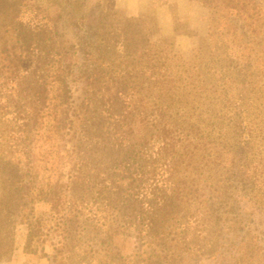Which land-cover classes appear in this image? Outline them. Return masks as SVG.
Returning <instances> with one entry per match:
<instances>
[{
    "label": "rangeland",
    "instance_id": "374dc122",
    "mask_svg": "<svg viewBox=\"0 0 264 264\" xmlns=\"http://www.w3.org/2000/svg\"><path fill=\"white\" fill-rule=\"evenodd\" d=\"M25 3L34 14L58 12L50 0ZM64 3L76 9L83 36L116 55L103 84L70 78L68 103L48 58L12 80L0 76V198L15 200L17 213L0 264H106L110 238L125 264H146L149 256L157 263L153 246L167 235L170 253L172 237L185 232L173 264H236L242 256L264 264L261 36L243 39L201 0ZM63 25L59 33L71 41ZM243 117L256 129L251 154L236 125ZM195 179L201 189L217 184V195L234 189L242 226L221 210L218 223L203 222L205 202L197 198L187 226L168 219L164 233L152 234L147 226L162 217L159 197L185 186L193 194ZM50 198L59 199L58 211ZM29 223L39 231L27 244ZM53 245L61 251L56 261ZM68 248L78 254L69 257Z\"/></svg>",
    "mask_w": 264,
    "mask_h": 264
},
{
    "label": "trees",
    "instance_id": "16d2710c",
    "mask_svg": "<svg viewBox=\"0 0 264 264\" xmlns=\"http://www.w3.org/2000/svg\"><path fill=\"white\" fill-rule=\"evenodd\" d=\"M50 1H52L58 8V12L55 14L49 12L44 13L43 10L41 11L42 13L38 10L34 14L33 10L32 12L29 11L31 8H28L25 0H0V66L2 67L1 69H4V71H0V76L3 78L6 76L8 80H12L11 76L13 73H16V71L23 72L27 69L28 72L29 69H31V67H26V64L31 62L39 63L41 60L48 58L52 71L50 76L59 82L61 98L64 99V102L68 103L71 97L69 86L70 78L76 76V79L86 83V85L90 84L97 86L103 84L107 81L106 79L109 78L106 74V68L104 67L109 66L116 53L109 52L105 43L104 45L103 43L97 44L95 39H88L83 36L80 32V27H78L80 17H77L76 9L72 5L67 6L64 3V0ZM201 1L209 3L212 14L221 17L229 26L234 28L243 39L246 37L247 39L254 38V36L256 37L259 35L261 36L260 41L255 40V42H261L262 40V42H264V0ZM61 25L68 26L73 31L71 41L66 40L65 35L59 33ZM134 53V55L138 54L136 52ZM142 53L146 55L147 51H143ZM144 55L143 58L145 57ZM144 59L147 58L145 57ZM162 67H164V65L158 68L160 72L165 70L162 71L163 75L160 76V81L165 82L164 75H167V68L164 67V69H162ZM43 80L45 79H42V81ZM109 82L110 81L107 83ZM45 90L46 89L44 88L42 91ZM236 125H238L240 132L246 133L247 139H243V144L247 147L249 154L253 153V142L255 139L254 131L256 129L250 124V121L246 120L244 117L241 119L239 118ZM222 132H224L223 129L219 132V138L225 140L226 133ZM209 135L210 133H207V136ZM262 135L260 141L264 142V133ZM261 156L263 159L264 155ZM198 173H200V175L202 174V172ZM194 181L189 183L190 186L194 185L196 188L193 194H184V190L186 191L185 186L181 193L177 192V189L174 194L169 196L161 195L159 197L160 201L159 199L158 201L163 202L162 205L161 203L159 204V208L163 207L159 212L162 214V217L159 223L152 218L151 224L147 226L152 234L157 233L161 235L162 232L164 233V231H161V228L164 230L165 221L168 219H182L181 222L187 226V222L192 218V215L190 217L189 213L196 204L194 199L197 198H200L205 202L206 210L203 222L218 223L221 215H218L217 213V215L214 216V214L218 210H221L223 214H226L229 217L230 213H234V216H236V218L233 217L234 224L239 227L242 226L243 216L241 213V206L238 204V195L234 189H230L232 192L228 191V193H220V195H217L216 193H219L217 184L213 189L212 185L205 183V188L201 189L197 185L198 179H195ZM190 186H187V188ZM230 186H233L232 182H229L226 187ZM197 191H200L198 193L199 196L194 195ZM189 195H192V197H189ZM57 198L60 199V195ZM59 199H49L51 209L59 210L57 209ZM15 204L16 201L12 198L9 199L7 196H2L0 198V256L5 254L7 249L9 250L11 246L10 235L12 231L9 230L11 227L10 216L17 214L15 213ZM233 205H236V207L233 208ZM65 224H63V228H67V225ZM28 225L29 231L27 244H29L31 238L37 234V231H39V229L32 227V223H29ZM209 226L211 227L212 225ZM211 231L210 228L209 230H206L207 233L204 234V239L209 236ZM167 237V235L166 237H163V239H161L162 237H157L163 241L158 243V245L153 246L151 254L153 257L157 256L161 258L158 260V264H169L168 262L175 259V253L179 251L177 248H179L180 244L185 240L184 237H187V232H185L182 238H179L180 236L178 237V235L172 237L171 240H173L174 244H171L173 245V251L171 250L170 253H168L169 241L167 240ZM108 245L110 248L107 249V251L110 255L107 258L106 264H125V257L115 248L112 238H110L108 244L103 247L107 248ZM159 247H161V249H159ZM53 248L55 251L50 258L51 260L56 261L61 251H59V247L56 245H53ZM175 250L177 251L175 252ZM65 252L70 254L69 257L74 253L70 248L65 249ZM74 254L77 255L78 253L76 252ZM168 254L171 255L169 259L166 258ZM242 257L237 260L236 264H255L251 258ZM151 258L152 256L147 258L149 261L146 264L156 263V261L153 262ZM98 262L100 263V261ZM85 264H91V261H87ZM171 264L173 263L171 262Z\"/></svg>",
    "mask_w": 264,
    "mask_h": 264
}]
</instances>
